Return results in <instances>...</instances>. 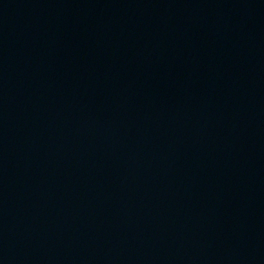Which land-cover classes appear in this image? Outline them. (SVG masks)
I'll return each mask as SVG.
<instances>
[{"label":"water","instance_id":"1","mask_svg":"<svg viewBox=\"0 0 264 264\" xmlns=\"http://www.w3.org/2000/svg\"><path fill=\"white\" fill-rule=\"evenodd\" d=\"M0 264H264V0H0Z\"/></svg>","mask_w":264,"mask_h":264}]
</instances>
